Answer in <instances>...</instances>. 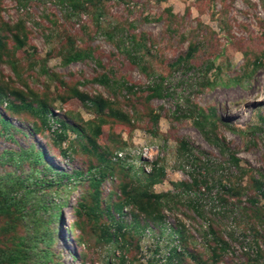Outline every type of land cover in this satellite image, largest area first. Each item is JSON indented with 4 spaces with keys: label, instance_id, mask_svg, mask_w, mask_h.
<instances>
[{
    "label": "rangeland",
    "instance_id": "obj_1",
    "mask_svg": "<svg viewBox=\"0 0 264 264\" xmlns=\"http://www.w3.org/2000/svg\"><path fill=\"white\" fill-rule=\"evenodd\" d=\"M260 189L264 0H0V264H264Z\"/></svg>",
    "mask_w": 264,
    "mask_h": 264
},
{
    "label": "trees",
    "instance_id": "obj_2",
    "mask_svg": "<svg viewBox=\"0 0 264 264\" xmlns=\"http://www.w3.org/2000/svg\"><path fill=\"white\" fill-rule=\"evenodd\" d=\"M85 57V54H81L79 52H75L72 55H69L66 57V61L67 62H72V61H76L79 59H83ZM203 193V192H201ZM260 193L261 195L264 197V190L260 189ZM233 194H236L235 190L233 192ZM11 201L13 199L14 196L12 195H7ZM6 197V196H5ZM239 201V200H238ZM257 197L256 196H249L248 197V202L252 205V209L248 215V219L249 222H253V220H256V223L258 225H261L264 227V207L257 205ZM247 218V217H246ZM218 225L214 222H209V227L206 230V233H204L203 235H209L210 237H214V241L216 242L215 244V250H214V255H217L218 257L220 256V254H223L226 250H227V241H225L223 239V237L221 235H216V230H217ZM253 231H256L253 229ZM246 254H248V252H246ZM233 264H248L245 263V261H240V262H236Z\"/></svg>",
    "mask_w": 264,
    "mask_h": 264
}]
</instances>
